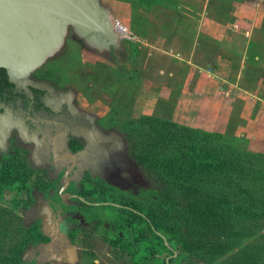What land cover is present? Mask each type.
<instances>
[{"label": "rangeland", "instance_id": "rangeland-1", "mask_svg": "<svg viewBox=\"0 0 264 264\" xmlns=\"http://www.w3.org/2000/svg\"><path fill=\"white\" fill-rule=\"evenodd\" d=\"M100 1L142 45L121 42L116 56L98 54L69 31L64 49L45 68L75 91L82 108L110 119L126 136L135 129L129 143L137 153L148 150L146 129L138 124L143 117L193 130L192 143L210 158L217 152L242 153L248 173L236 178L232 191L237 185L246 189L261 216L250 219L246 212L236 217L235 236L218 240L219 250L212 247L218 241L200 243L186 233V254L168 243L177 254L169 264H264V0ZM195 39L199 44L193 47ZM191 50V65L176 58ZM17 167L0 170L5 185L0 186V258L16 262L27 237L19 199L28 182ZM151 175L155 190L164 193L162 181ZM159 234L166 241L171 237L165 230ZM143 236L157 244L154 236ZM168 255L163 251L156 259L146 258L148 264H162ZM137 260L120 246L96 242L79 264H139Z\"/></svg>", "mask_w": 264, "mask_h": 264}, {"label": "flooded vegetation", "instance_id": "flooded-vegetation-1", "mask_svg": "<svg viewBox=\"0 0 264 264\" xmlns=\"http://www.w3.org/2000/svg\"><path fill=\"white\" fill-rule=\"evenodd\" d=\"M48 61L18 87L0 69V170L18 166L28 178L19 199L27 234L21 262L79 264L96 242L116 249L121 221L148 241L152 175L131 154L128 137L82 108L75 91L45 68Z\"/></svg>", "mask_w": 264, "mask_h": 264}, {"label": "trees", "instance_id": "trees-1", "mask_svg": "<svg viewBox=\"0 0 264 264\" xmlns=\"http://www.w3.org/2000/svg\"><path fill=\"white\" fill-rule=\"evenodd\" d=\"M138 124L146 129L145 147L148 150L137 153L134 144H130L131 154L165 186L164 193H153L150 227L157 244L137 239L131 221L120 222V247L135 260L136 256L141 255L137 260L140 261L139 264H148L147 255L154 259L163 251L173 255L174 251L170 252L159 234L161 230L171 235L167 243L174 242L180 254H184L188 249L183 238L186 233L199 239L200 243L208 244L222 238L234 237L233 225L236 219L245 217L241 213L247 212L250 219L261 216L262 211L259 208L253 209L257 204L252 202L254 197H249L246 189L237 185L236 193L232 191L236 178L248 173L242 153L217 152L216 157L210 158L202 147L192 143L190 134L193 130L189 128L168 120L149 117H143ZM134 131L135 129L129 130L127 133L130 141V135ZM160 147L162 152L157 150ZM212 151L213 149L210 152ZM4 173L0 172L1 187L5 186ZM221 186L225 188L220 189ZM142 213L146 217V211L143 210ZM140 221L142 217L138 216L137 223ZM139 230L137 227V232ZM207 240L210 241L206 243ZM219 243L218 241L212 247L217 250L223 248ZM1 260L3 261L0 264H23L21 261ZM162 264H166L165 261Z\"/></svg>", "mask_w": 264, "mask_h": 264}, {"label": "water", "instance_id": "water-1", "mask_svg": "<svg viewBox=\"0 0 264 264\" xmlns=\"http://www.w3.org/2000/svg\"><path fill=\"white\" fill-rule=\"evenodd\" d=\"M69 30L98 54L121 51L113 15L100 0H0V69L9 83H29L31 73L62 50Z\"/></svg>", "mask_w": 264, "mask_h": 264}, {"label": "built area", "instance_id": "built-area-1", "mask_svg": "<svg viewBox=\"0 0 264 264\" xmlns=\"http://www.w3.org/2000/svg\"><path fill=\"white\" fill-rule=\"evenodd\" d=\"M113 24L116 32L121 38V42L134 44L136 46L142 45V42L138 38V36L131 32L128 28L123 26L117 19L113 18ZM246 36H248V34Z\"/></svg>", "mask_w": 264, "mask_h": 264}, {"label": "crops", "instance_id": "crops-1", "mask_svg": "<svg viewBox=\"0 0 264 264\" xmlns=\"http://www.w3.org/2000/svg\"><path fill=\"white\" fill-rule=\"evenodd\" d=\"M101 2V1H100ZM182 38H184V36L182 37ZM199 39V38H198ZM201 41V40H200ZM210 42V41H209ZM192 43H193V47H195L196 45H198L199 44V42L198 41H196V39H195V41L193 42L192 41ZM186 54H187V56L189 57V58H184V57H187V56H184V54H179V56H176V58H178L179 57V59L180 58H182L184 61H187L188 62V64H190L191 65V60L193 59V53H192V50L190 51V52H185ZM184 56V57H183Z\"/></svg>", "mask_w": 264, "mask_h": 264}]
</instances>
